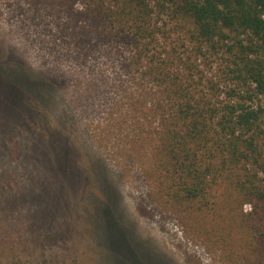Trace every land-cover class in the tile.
<instances>
[{
  "label": "trees",
  "instance_id": "1",
  "mask_svg": "<svg viewBox=\"0 0 264 264\" xmlns=\"http://www.w3.org/2000/svg\"><path fill=\"white\" fill-rule=\"evenodd\" d=\"M29 1L50 10L53 31L63 34L53 38V55L78 68L31 75L0 54V241L42 245L53 264L57 244L70 252L75 241L72 226L57 222L69 215L53 203L59 193L102 183L101 224L111 212L116 184L101 146L72 137L82 124L71 109L103 101L105 87L113 97L103 106L117 121L102 130H127L130 143L114 153L140 167L155 202L200 220L226 210L264 264V0ZM97 50L114 67L93 75L86 59ZM20 157L38 164L39 176L18 175ZM26 228V238H14ZM3 257L0 264H17Z\"/></svg>",
  "mask_w": 264,
  "mask_h": 264
},
{
  "label": "rangeland",
  "instance_id": "2",
  "mask_svg": "<svg viewBox=\"0 0 264 264\" xmlns=\"http://www.w3.org/2000/svg\"><path fill=\"white\" fill-rule=\"evenodd\" d=\"M51 16L50 10L46 11L42 5H34L29 0H0L2 58L31 75L39 74L42 70L54 75L69 71L77 73L76 62L62 55H53V38H61L63 34L53 31ZM65 41L61 40L59 45L62 46ZM87 55L86 61L93 66L88 70L89 74H99L109 66L110 69L114 67L101 50ZM115 70L120 74L125 73L119 63L115 64ZM103 88V101L108 104L113 95ZM103 101L96 97L90 104L82 99L71 109V115L82 124L80 130L75 129L72 137L79 141L93 139L101 147L104 141L107 142V149L99 148L105 165L115 178V195L108 196L111 199L108 204L111 212L107 210L101 224L98 215L101 205L98 206L100 202L96 198L103 200L108 194L102 190V183H91L93 185L79 194L63 196L59 193L56 201L52 202L56 204L60 201L58 205L64 204L66 209L69 207V215L67 220L60 216L57 222L72 226L75 241L70 252L65 250L63 244H57L59 256L53 258V264H263L255 260L257 254L249 251L247 236L241 233L239 223L228 217L226 210L218 209L200 220L196 218V213L193 212L195 217L191 214L192 210L162 207L155 202L152 188L140 167L130 162L122 152L114 153L115 146L118 150L126 141L130 143L125 137L127 130L124 127L120 130L116 126L108 131L102 130V124L109 120L117 121L114 115L108 113L106 105L103 106ZM26 131L29 139L32 136L39 141L37 131ZM25 162L28 161L23 157L16 160L18 175L33 176L36 172L35 177L39 176L40 166L37 167L38 164L31 160ZM27 178L30 180L29 176ZM40 178H43L42 175ZM22 209L25 213L24 207ZM245 210H248L247 206L243 207ZM14 232L18 233L13 235L14 238H21L22 235L26 238L28 229ZM22 243L24 246L16 243L14 247L12 241H0V250L4 249L0 251L4 254L3 258L10 263L14 259L17 264H48L44 260L42 245H33L28 240Z\"/></svg>",
  "mask_w": 264,
  "mask_h": 264
}]
</instances>
